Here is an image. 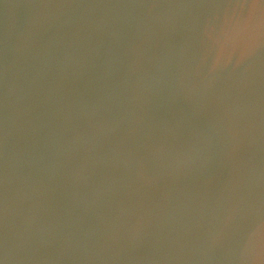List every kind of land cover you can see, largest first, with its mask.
Listing matches in <instances>:
<instances>
[{
	"label": "water",
	"instance_id": "1",
	"mask_svg": "<svg viewBox=\"0 0 264 264\" xmlns=\"http://www.w3.org/2000/svg\"><path fill=\"white\" fill-rule=\"evenodd\" d=\"M0 264H264V0H0Z\"/></svg>",
	"mask_w": 264,
	"mask_h": 264
}]
</instances>
